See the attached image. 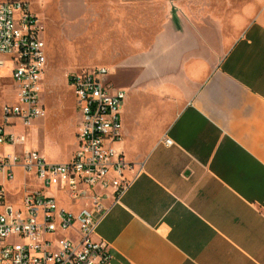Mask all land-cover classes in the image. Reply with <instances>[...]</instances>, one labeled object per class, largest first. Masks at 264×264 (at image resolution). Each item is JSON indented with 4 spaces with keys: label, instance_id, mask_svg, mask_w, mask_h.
<instances>
[{
    "label": "crops",
    "instance_id": "0c3cea01",
    "mask_svg": "<svg viewBox=\"0 0 264 264\" xmlns=\"http://www.w3.org/2000/svg\"><path fill=\"white\" fill-rule=\"evenodd\" d=\"M56 1L126 91L143 167L98 227L110 264H264V0Z\"/></svg>",
    "mask_w": 264,
    "mask_h": 264
},
{
    "label": "built area",
    "instance_id": "2783aa9c",
    "mask_svg": "<svg viewBox=\"0 0 264 264\" xmlns=\"http://www.w3.org/2000/svg\"><path fill=\"white\" fill-rule=\"evenodd\" d=\"M43 31L29 2L0 1V55L14 61L16 87V101L2 107L0 173L9 183L21 169L25 179L43 184L17 189L11 201L6 184L0 183V264H110L111 245L96 239L98 227L143 172L142 165L129 162L120 147L127 93L113 84L107 67L72 72L68 83L80 126L71 159L52 162L26 148L27 136L8 129L18 122L31 125L46 114L39 97L48 59ZM8 145L23 148L3 153L2 147ZM46 189L56 194H47ZM59 198L80 205V210L60 206Z\"/></svg>",
    "mask_w": 264,
    "mask_h": 264
},
{
    "label": "rangeland",
    "instance_id": "374dc122",
    "mask_svg": "<svg viewBox=\"0 0 264 264\" xmlns=\"http://www.w3.org/2000/svg\"><path fill=\"white\" fill-rule=\"evenodd\" d=\"M9 1H27L32 11L39 15V21L44 27L43 37L46 41L48 59L39 95L46 108L45 116L33 120L31 125L27 126L18 122L15 127L8 130L24 133L27 136L25 147L38 150L49 161L69 160L76 149L80 115L74 90L68 83V76L77 70L104 63L111 66V63L98 61L100 57L96 47L90 45L88 40L74 37L73 29H69L68 24L60 17L56 0H45V5H42L41 0ZM0 59L5 61V66L0 68V123H2V107L5 103L16 101V87L12 80L15 68L12 57L0 55ZM115 78L120 79L117 75ZM22 148L23 146L19 145L14 150L19 151ZM1 151L12 152L13 148L8 145ZM26 179L23 173L17 170L14 181L6 183L3 173H0V183L6 184L11 201H14L17 189L23 191L43 185L42 183L38 185L32 178ZM46 192L54 194L52 189H46ZM64 205L67 207L68 203L62 201L61 206Z\"/></svg>",
    "mask_w": 264,
    "mask_h": 264
}]
</instances>
